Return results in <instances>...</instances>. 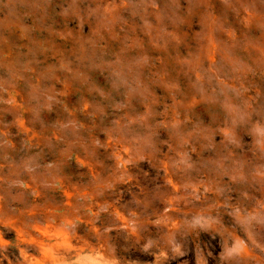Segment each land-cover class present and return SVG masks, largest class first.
<instances>
[{
  "label": "rangeland",
  "instance_id": "1",
  "mask_svg": "<svg viewBox=\"0 0 264 264\" xmlns=\"http://www.w3.org/2000/svg\"><path fill=\"white\" fill-rule=\"evenodd\" d=\"M0 264H264V0H0Z\"/></svg>",
  "mask_w": 264,
  "mask_h": 264
}]
</instances>
